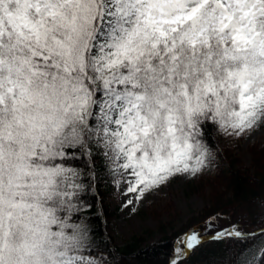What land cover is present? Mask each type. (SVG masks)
I'll list each match as a JSON object with an SVG mask.
<instances>
[{
    "label": "snow or ice",
    "instance_id": "1",
    "mask_svg": "<svg viewBox=\"0 0 264 264\" xmlns=\"http://www.w3.org/2000/svg\"><path fill=\"white\" fill-rule=\"evenodd\" d=\"M264 129V0H0V264H108L85 196L123 207L215 161L206 129ZM215 239L264 264V226ZM171 264L199 240H174Z\"/></svg>",
    "mask_w": 264,
    "mask_h": 264
},
{
    "label": "trees",
    "instance_id": "2",
    "mask_svg": "<svg viewBox=\"0 0 264 264\" xmlns=\"http://www.w3.org/2000/svg\"><path fill=\"white\" fill-rule=\"evenodd\" d=\"M220 139L221 134L215 128L206 129V140L216 157L215 175L207 181L208 204L179 227L168 222L159 225L160 238L150 244H145L139 235L121 247L107 231L112 213L104 199L115 193L116 178L98 163L93 187L85 196L98 247L95 255H103L108 264H171L173 242L184 233L194 232L199 239L210 234L216 237L218 232L233 226L245 233L260 230L264 226V144L248 149L253 155L250 173L233 152L220 147ZM208 224L212 225L203 230ZM244 247L233 238H214L192 248L179 264H237L238 253Z\"/></svg>",
    "mask_w": 264,
    "mask_h": 264
},
{
    "label": "rangeland",
    "instance_id": "3",
    "mask_svg": "<svg viewBox=\"0 0 264 264\" xmlns=\"http://www.w3.org/2000/svg\"><path fill=\"white\" fill-rule=\"evenodd\" d=\"M220 140V147L233 152L240 159L242 167L252 173L253 155L248 149L264 144V129L243 140H232L223 135ZM215 172L216 163L213 162L198 178L179 176L172 178L166 186L147 194L145 199L138 202L134 213L131 211V205L127 208L123 207L124 202L130 197L123 194L124 185H117L115 182V193L104 199V204L112 213L107 223V231L114 238L115 243L121 247L132 237L139 235L143 237L145 244L158 240L159 225L168 222L179 227L189 216L208 204L210 186L207 181L214 177ZM211 225H205L203 230Z\"/></svg>",
    "mask_w": 264,
    "mask_h": 264
},
{
    "label": "water",
    "instance_id": "4",
    "mask_svg": "<svg viewBox=\"0 0 264 264\" xmlns=\"http://www.w3.org/2000/svg\"><path fill=\"white\" fill-rule=\"evenodd\" d=\"M259 231V230H258ZM257 231V232H258ZM212 239H214V236H209V237H202V238H199L198 240H199V243L197 244V245H199V244H201V243H203V242H205V241H209V240H212ZM196 245V246H197ZM190 250L191 249H185V255L181 258V259H183L185 256H187V254L190 252ZM180 259V260H181Z\"/></svg>",
    "mask_w": 264,
    "mask_h": 264
}]
</instances>
